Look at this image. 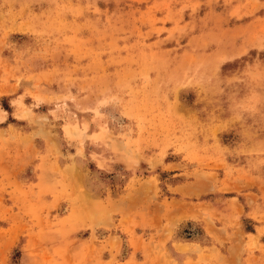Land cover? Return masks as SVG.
<instances>
[{
    "label": "rangeland",
    "instance_id": "obj_1",
    "mask_svg": "<svg viewBox=\"0 0 264 264\" xmlns=\"http://www.w3.org/2000/svg\"><path fill=\"white\" fill-rule=\"evenodd\" d=\"M0 264H264V0H0Z\"/></svg>",
    "mask_w": 264,
    "mask_h": 264
},
{
    "label": "crops",
    "instance_id": "obj_2",
    "mask_svg": "<svg viewBox=\"0 0 264 264\" xmlns=\"http://www.w3.org/2000/svg\"><path fill=\"white\" fill-rule=\"evenodd\" d=\"M234 201V200H233ZM236 202V201H235ZM215 232H216V234L218 235V241L219 242H221V240H223L224 238L222 237V225H217V224H215ZM251 236L252 235H257V234H255V233H252V234H250Z\"/></svg>",
    "mask_w": 264,
    "mask_h": 264
}]
</instances>
